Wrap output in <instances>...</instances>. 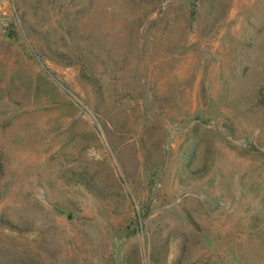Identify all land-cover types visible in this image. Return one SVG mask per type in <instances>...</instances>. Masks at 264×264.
<instances>
[{
    "label": "rangeland",
    "instance_id": "1",
    "mask_svg": "<svg viewBox=\"0 0 264 264\" xmlns=\"http://www.w3.org/2000/svg\"><path fill=\"white\" fill-rule=\"evenodd\" d=\"M0 264H264V0H0Z\"/></svg>",
    "mask_w": 264,
    "mask_h": 264
}]
</instances>
